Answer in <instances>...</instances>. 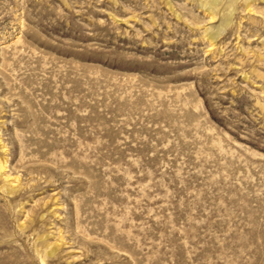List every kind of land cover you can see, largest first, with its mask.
Instances as JSON below:
<instances>
[{
    "label": "rangeland",
    "instance_id": "rangeland-1",
    "mask_svg": "<svg viewBox=\"0 0 264 264\" xmlns=\"http://www.w3.org/2000/svg\"><path fill=\"white\" fill-rule=\"evenodd\" d=\"M0 264H264V0H0Z\"/></svg>",
    "mask_w": 264,
    "mask_h": 264
},
{
    "label": "bare ground",
    "instance_id": "bare-ground-1",
    "mask_svg": "<svg viewBox=\"0 0 264 264\" xmlns=\"http://www.w3.org/2000/svg\"><path fill=\"white\" fill-rule=\"evenodd\" d=\"M3 162H1V160H0V173H2V171H1V170H3L2 168H4V163Z\"/></svg>",
    "mask_w": 264,
    "mask_h": 264
}]
</instances>
